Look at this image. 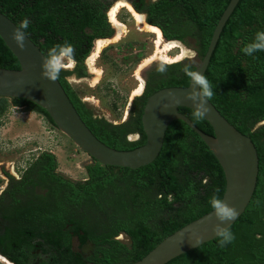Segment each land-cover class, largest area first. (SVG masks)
Masks as SVG:
<instances>
[{"label": "trees", "instance_id": "obj_1", "mask_svg": "<svg viewBox=\"0 0 264 264\" xmlns=\"http://www.w3.org/2000/svg\"><path fill=\"white\" fill-rule=\"evenodd\" d=\"M229 2L155 0L145 7L146 21L159 27L166 40L187 42L191 39L201 60ZM255 3L257 13L251 15H242L239 4L235 7L204 74L214 91L210 100L246 135L249 134L246 127L249 109L252 108L255 115H264V94L257 93L251 81L236 75L231 66L224 68L223 60L237 57L231 48V40L235 42L237 37L240 38L238 53L243 56L242 60H264V51L253 56L241 51L257 31L264 30V0ZM103 10L99 0H0V11L17 25L24 18L31 21L27 35L45 56L52 46L65 42L71 43L74 49L77 44L79 48L76 50L81 49L87 40L86 26L102 30L109 25ZM242 27L244 31L240 30ZM90 41L91 37L89 44ZM187 64L196 69L197 64L188 61L167 65L168 76L161 79L151 92L165 86H187L190 79L182 70ZM0 67H21L1 36ZM244 69L241 67L239 73ZM69 72L62 70L59 80L85 123L99 139L118 149H134L146 141L142 108L138 117L132 116L135 128H129L128 123L113 124L105 118H97L66 80L65 74ZM8 100L15 106L43 114L56 126L44 108L20 97H0V115L7 109ZM179 109L203 131L214 134L204 117L193 118V109L184 106ZM134 129L140 131L141 139L128 140L126 134ZM255 145L259 155L257 187L244 213L229 227L235 239L221 247L216 237L165 264H264V145L259 142ZM57 170L56 155L43 151L27 166L21 178L7 172L10 182L0 196V217H3L0 222L7 228L5 236L0 235L2 243L8 240L12 229L17 244H24L28 240L19 234H52L55 230L50 231L47 227L65 226L72 221L76 230L83 229L91 236L123 230L127 241L123 240L120 256L111 254V264L114 261L134 264L166 236L211 211L210 198L217 195L222 199L226 190V176L219 160L200 135L181 119L169 125L160 154L148 165L133 169L104 165L93 159L86 165V179H74ZM38 185L48 187L49 196L37 194L34 188ZM49 198L56 200L58 207H53ZM54 218L57 224L55 221L52 224L50 219ZM9 219L14 224L9 223ZM99 264L106 263L101 260Z\"/></svg>", "mask_w": 264, "mask_h": 264}, {"label": "water", "instance_id": "obj_2", "mask_svg": "<svg viewBox=\"0 0 264 264\" xmlns=\"http://www.w3.org/2000/svg\"><path fill=\"white\" fill-rule=\"evenodd\" d=\"M238 2L239 0H230L216 24L205 56L195 70L205 74L223 28ZM16 27L17 24L0 11V36L14 52L21 66L19 69L0 67V97H20L35 102L44 108L54 124L91 158L104 165L133 169L148 165L158 157L169 125L174 120L181 119L200 135L224 170L226 190L222 200L238 211L235 220L227 222L228 227L244 213L257 187L259 175L257 147L251 137L231 123L211 100L208 101V110L204 118L211 124L214 134L203 131L188 115L180 111L181 106L194 110V101L188 98L189 94L197 90L193 82L190 81L187 86H165L152 93L145 103L142 114L146 141L134 149H118L103 142L89 128L59 78L52 81L42 76L45 53L28 35L25 36L24 47L20 48L13 39ZM217 223L220 222L212 209L166 236L134 264H165L216 238L214 228ZM196 235L202 237L197 245Z\"/></svg>", "mask_w": 264, "mask_h": 264}, {"label": "flooded vegetation", "instance_id": "obj_3", "mask_svg": "<svg viewBox=\"0 0 264 264\" xmlns=\"http://www.w3.org/2000/svg\"><path fill=\"white\" fill-rule=\"evenodd\" d=\"M99 1L104 8L103 11L106 16V21L109 25L105 26L102 30H96L92 26L85 27V30L88 33L87 40L82 45L81 49L76 50V48L79 47L77 44H75L74 55L70 58H66V60H71L72 64H68L65 69H63L64 71H70L69 73L65 74V78L71 86V81L73 78L77 82H82L85 80H90L89 78L91 77V74H98L97 70L100 69L99 67H96V62L98 60L100 62H107L109 66L108 68H110L109 71H111V73H116L123 69V65L127 66V63L132 64L131 61L125 62V60H140L139 56H141L143 53L142 49L138 50L134 47V43H132V47H130V43L128 42L125 45L119 42L123 39V34L118 33L117 26L111 19L109 14L111 7L119 0ZM124 1L130 3L137 12L146 15L145 7L155 0ZM256 1L257 0H239L238 4L239 7L241 6L242 15H251L257 13L255 9ZM215 11L217 13V10ZM119 13L120 11L118 12L117 18L119 16ZM240 30L244 31V28L242 27ZM90 37L91 41L89 44ZM235 40V42L233 39L231 40V48L234 54L237 55V57L233 58V60H223V67L226 68L228 66H231V70L235 71L236 75L241 76L242 78H247L251 81L252 87L258 90L257 93L264 94V60H242L241 58L243 56H239L238 53V41L240 40V38L237 37V39L235 38ZM177 41L182 42L180 40ZM100 42H105L106 45L99 50L98 45ZM182 43L192 48L196 52L197 57L199 56L196 49V45L191 39H188L187 42ZM89 60L91 65H95V70L90 69ZM154 60H156V58L151 59L149 65L141 72V78L138 77L139 81L142 80L143 82V88L141 92L136 94L138 96L134 98L129 108L127 107L125 112L123 111L122 107H119L120 111L118 112V114L122 116V120L120 122L117 120H115V122L112 121L113 124L128 123L129 128H135V124L132 121V116H137L141 108L144 111V106L148 97L155 92H151L152 89L160 83L161 79L167 77L170 72L168 68L165 73L158 72L157 67L160 64H158V62H154ZM165 65L167 66L169 64L165 63ZM241 67L245 69L244 72L240 74L239 72ZM100 74L102 75V77L99 81L104 78L105 69H101ZM74 91L78 95V97H80V99L93 110V114L95 117L105 118L104 116L97 114L94 108L90 106L88 101L90 100V97H82L79 95V93L76 92L75 89ZM123 112L125 113L124 119ZM238 121L242 123L243 120ZM246 125L249 131L248 136L251 137L254 143L259 142L260 144L264 145V115H255L252 108H250L248 113V119L246 120ZM126 137L128 140L137 141L141 139L142 135L139 130L134 129L129 131L126 134ZM26 168L24 169V171L26 170ZM22 175L19 178H21ZM9 182L10 178L8 177V183L6 187L0 192V196L8 187ZM34 191L39 195H43L44 197L49 196L48 187L38 185L34 188ZM49 203L53 207H58V202L56 200L53 201L49 198ZM2 219L3 217H0V221ZM50 220L52 224L54 221V224H57V219L54 218ZM8 221L9 223L10 221L13 222L12 219H9ZM47 229H49L50 231L55 230V233L42 234L36 236L30 235L28 233L19 234V237H23L25 240H28L27 242H24V244H17L16 235L14 233V229H12L13 232L8 233V240H3L5 241L4 243L0 241V256L5 257L6 260L10 262L9 264H99L101 260H103V262H105L106 264H111V254L115 253L116 255L120 256L123 251V238L125 237L123 230L115 234H109L108 232L103 236H91L86 235L83 229L76 230L72 221L67 222L65 226H51L47 227ZM6 230V227L1 226L0 235H4L6 233ZM103 239L106 240L104 243L102 242ZM102 249H104L103 253L101 252ZM120 259H122V256L120 257ZM115 263H117V261H114V264ZM0 264L5 263L2 262L0 259ZM117 264L122 263L120 262Z\"/></svg>", "mask_w": 264, "mask_h": 264}, {"label": "rangeland", "instance_id": "obj_4", "mask_svg": "<svg viewBox=\"0 0 264 264\" xmlns=\"http://www.w3.org/2000/svg\"><path fill=\"white\" fill-rule=\"evenodd\" d=\"M144 16L146 21V15ZM118 19L128 25L126 31L122 33L123 39L119 42L123 45L128 42L130 47L134 43L135 48L142 49L140 60H125V62L131 61L132 64L123 65V69L116 73L109 71L107 62L98 60L96 62V67L100 68L97 70L98 74H91L90 80L77 82L73 78L71 81L80 96L90 97L88 101L95 112L110 122L115 120L120 122L122 116L118 114L119 107L125 112L138 96L135 92L142 81H139L138 77L141 78V72L149 65L152 58H156L154 62L158 64H172L179 61L200 63L196 52L177 40H169L177 43L171 51L166 52L171 59L164 61L162 59L164 53L157 52L154 43L155 34L138 30L133 12L127 6L120 9ZM180 55L182 56L179 59H175ZM68 64L71 65L72 61L66 60V65ZM89 64L90 69L95 70V65H91L90 60ZM101 69H105V74L99 81L102 77ZM43 151H51L56 155L58 169L61 172L74 179L87 178L86 165L92 162L90 155L57 126L51 124L43 114L27 110L24 106H15L8 100L7 109L0 115V192L8 183L6 172L19 178L24 169ZM123 240L127 241L125 237Z\"/></svg>", "mask_w": 264, "mask_h": 264}, {"label": "clouds", "instance_id": "obj_5", "mask_svg": "<svg viewBox=\"0 0 264 264\" xmlns=\"http://www.w3.org/2000/svg\"><path fill=\"white\" fill-rule=\"evenodd\" d=\"M31 21L28 18H24L19 22L15 31L13 32V39L16 41L20 48L25 45V36L29 28ZM74 46L71 43L65 42L63 44H56L52 46L47 55L44 58L42 64V76L52 81L57 80L63 69H65L66 58H70L74 55ZM241 51L248 55L253 56L254 53L264 51V30L256 32L254 38L246 43ZM184 74L196 85V92L189 94L188 98L194 101V111L192 116L194 119H202L208 110V101L214 95L213 87L209 80L203 73L197 70H193L190 64L183 66ZM157 71L165 73L167 66L160 64L157 67ZM211 208L214 210L215 216L220 223L215 225L214 231L218 237V243L221 247L230 244L235 235L228 227L227 222L235 220L238 215V211L235 207L226 203L217 195H213L208 201ZM196 245L202 240L199 235L195 236Z\"/></svg>", "mask_w": 264, "mask_h": 264}, {"label": "bare ground", "instance_id": "obj_6", "mask_svg": "<svg viewBox=\"0 0 264 264\" xmlns=\"http://www.w3.org/2000/svg\"><path fill=\"white\" fill-rule=\"evenodd\" d=\"M123 6H127L129 8L130 11L133 12V15L135 17V22H136V25L138 27V30H141V31H150L152 33L155 34V39H154V43L156 44V47H157V52H163L164 53V56H162V59H166V60H169L171 59L169 56V54H167L166 52H169L171 51L175 46H176V43L175 41H165L164 38H163V34H162V31L159 27L155 26V25H152V24H149L145 21V16L144 14L142 13H139L137 12L133 6L124 1V0H121V1H118L116 2L110 9L109 11V14H110V17L111 19L114 21V23L116 24L117 26V29H118V33L119 34H122L124 31H126V29L128 28V25L125 23V22H122L121 20H119L117 18V15H118V12L120 11V9L123 7ZM106 45L105 42H100L99 45H98V49H102L104 46ZM180 46V44H177ZM182 48V47H181ZM182 55L176 57L175 59H179ZM175 61V60H174ZM140 85L138 86L137 90L135 93H140L142 88H143V82L141 81V83H139ZM0 259L2 262H4L5 264H9L10 262H8L6 260L5 257H2L0 256Z\"/></svg>", "mask_w": 264, "mask_h": 264}]
</instances>
